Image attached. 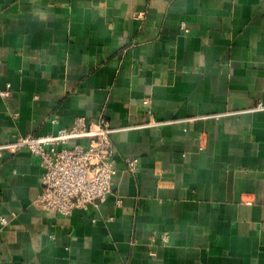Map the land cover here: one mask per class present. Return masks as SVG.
<instances>
[{
  "label": "crops",
  "instance_id": "obj_1",
  "mask_svg": "<svg viewBox=\"0 0 264 264\" xmlns=\"http://www.w3.org/2000/svg\"><path fill=\"white\" fill-rule=\"evenodd\" d=\"M103 115L140 166L100 206L0 154V264H264V0H0V145Z\"/></svg>",
  "mask_w": 264,
  "mask_h": 264
},
{
  "label": "built area",
  "instance_id": "obj_2",
  "mask_svg": "<svg viewBox=\"0 0 264 264\" xmlns=\"http://www.w3.org/2000/svg\"><path fill=\"white\" fill-rule=\"evenodd\" d=\"M183 29L189 32L186 26ZM116 131L104 115L93 121L79 117L55 134L15 136L0 145V154L27 150L34 155L43 169L38 206L68 218L76 209L100 206L107 200L119 161L127 172H138L140 159L122 155L115 146L112 136ZM8 224L0 216V227ZM164 241L168 242V236Z\"/></svg>",
  "mask_w": 264,
  "mask_h": 264
}]
</instances>
